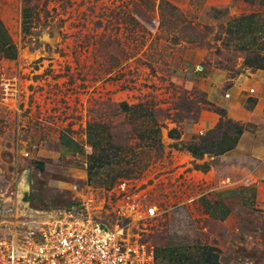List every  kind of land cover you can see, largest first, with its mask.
I'll list each match as a JSON object with an SVG mask.
<instances>
[{
  "label": "rangeland",
  "instance_id": "rangeland-1",
  "mask_svg": "<svg viewBox=\"0 0 264 264\" xmlns=\"http://www.w3.org/2000/svg\"><path fill=\"white\" fill-rule=\"evenodd\" d=\"M220 1L0 0V21L26 31L21 58L0 57V196L28 190L39 210L89 202L156 258L204 239L224 264H264V78L253 76L264 53L235 47ZM235 127L257 130L253 153L193 154L229 147ZM89 132L109 159L90 177ZM69 138L81 155L63 153ZM232 176L258 184L260 202L225 225L203 221L199 197Z\"/></svg>",
  "mask_w": 264,
  "mask_h": 264
},
{
  "label": "built area",
  "instance_id": "built-area-1",
  "mask_svg": "<svg viewBox=\"0 0 264 264\" xmlns=\"http://www.w3.org/2000/svg\"><path fill=\"white\" fill-rule=\"evenodd\" d=\"M158 216L147 210V218ZM0 227V264H156L153 248L128 240L124 227L110 229L89 202L39 210L17 192L2 194Z\"/></svg>",
  "mask_w": 264,
  "mask_h": 264
},
{
  "label": "crops",
  "instance_id": "crops-1",
  "mask_svg": "<svg viewBox=\"0 0 264 264\" xmlns=\"http://www.w3.org/2000/svg\"><path fill=\"white\" fill-rule=\"evenodd\" d=\"M214 8H226L227 13L231 16L233 23L229 32L233 44L241 53H264V0L220 1L214 4ZM24 33L23 25H20L18 30L6 22L0 21V57L14 61L21 58ZM253 76L254 78H264V70L254 72ZM260 83L262 81H259ZM254 84L258 85V81H255ZM232 89L236 90L233 95L236 97L237 110H231L230 113L235 118L243 115L240 108H242V96L244 95L237 87ZM254 92L256 91L254 90ZM252 121L251 117L250 122ZM255 132L257 133V130ZM255 132L248 130L243 134L237 146V152L253 153L255 151L253 145L258 138ZM70 138L67 144L63 145V153L67 156L81 155V151H85V146ZM250 142L253 143L248 147L247 144ZM250 179L246 178L241 181L237 176H232L230 178L232 183L218 186L200 196L198 200L203 213V221H210L219 226L225 225L230 222L235 211L247 209L252 201H259L262 198L257 192L259 186L253 181L251 182ZM213 246L203 239V245H197L192 250L176 247L167 253H158L156 264H224Z\"/></svg>",
  "mask_w": 264,
  "mask_h": 264
},
{
  "label": "trees",
  "instance_id": "trees-1",
  "mask_svg": "<svg viewBox=\"0 0 264 264\" xmlns=\"http://www.w3.org/2000/svg\"><path fill=\"white\" fill-rule=\"evenodd\" d=\"M135 109L144 110L143 106L135 107ZM235 129L237 130V137L235 138L233 144L230 145L229 147L225 148L223 144L216 143L215 141H212L211 145H205V146H203L202 149L193 148L192 149L193 154L197 155V154H200L203 151L204 154H206V153H209V154L216 153L218 155H222L224 153H227L229 151L234 150L236 148V146L238 145L241 136L245 132V128L244 127H235ZM97 134H100V133L97 131ZM101 136L102 135H96L94 133H90L89 132V138H92V137L93 138L94 137L97 138L93 142H91V146L94 148L95 152H94L93 155L88 157V165L87 166H88V175H89V177L91 176L94 168H96L95 167L96 166V162H100L102 164L103 163L105 164L106 161H109V159L104 161L105 157H100V156L97 155L98 153L104 152L106 150V147L108 146L107 145L108 142L105 143V139L103 137H101ZM99 137H101V139ZM113 181H115V180H112L111 183H113Z\"/></svg>",
  "mask_w": 264,
  "mask_h": 264
},
{
  "label": "water",
  "instance_id": "water-1",
  "mask_svg": "<svg viewBox=\"0 0 264 264\" xmlns=\"http://www.w3.org/2000/svg\"><path fill=\"white\" fill-rule=\"evenodd\" d=\"M21 204L22 205H29L30 204V195H29V191H28V195H26L25 193L23 195H21Z\"/></svg>",
  "mask_w": 264,
  "mask_h": 264
},
{
  "label": "bare ground",
  "instance_id": "bare-ground-1",
  "mask_svg": "<svg viewBox=\"0 0 264 264\" xmlns=\"http://www.w3.org/2000/svg\"><path fill=\"white\" fill-rule=\"evenodd\" d=\"M25 194L28 195V190H26V193Z\"/></svg>",
  "mask_w": 264,
  "mask_h": 264
}]
</instances>
